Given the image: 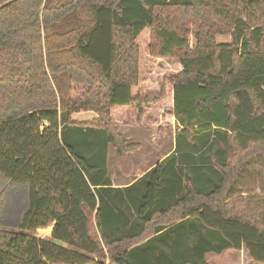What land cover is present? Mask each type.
I'll list each match as a JSON object with an SVG mask.
<instances>
[{"label":"trees","instance_id":"1","mask_svg":"<svg viewBox=\"0 0 264 264\" xmlns=\"http://www.w3.org/2000/svg\"><path fill=\"white\" fill-rule=\"evenodd\" d=\"M258 4L0 0V264H264V214L226 201L264 152V23L241 16ZM142 35L180 70L141 84ZM167 101L172 153L113 186L109 148L138 147L114 118Z\"/></svg>","mask_w":264,"mask_h":264},{"label":"rangeland","instance_id":"2","mask_svg":"<svg viewBox=\"0 0 264 264\" xmlns=\"http://www.w3.org/2000/svg\"><path fill=\"white\" fill-rule=\"evenodd\" d=\"M241 16L244 21H246L250 25L264 23V4L255 5L251 11H247L246 9L241 8ZM217 42H226L230 40V36L228 34H220L215 36ZM191 44L193 40L190 39ZM138 43L141 46L140 50V59H141V67H140V83L143 85H150L155 80L163 77L168 76L173 73H177L180 70V66L174 59L168 58H153L148 55V51L146 49V39L144 35L140 36L138 39ZM158 112L154 109L157 107H150L148 110L144 112L146 116L151 114L150 117H146L142 121V125L139 124V119L132 120L133 122L130 123L128 129L122 128V124L125 125L123 120L124 116H116L114 118L115 121V130L119 132V134L124 138V135L128 134H136L144 136L148 133V125L150 118H155V124L157 125L158 129V138L154 142L157 144L158 150H162V152H168L170 150L171 142L174 141L175 135V125L176 122L171 114V109H169V103L165 102L161 106H158ZM132 113V112H131ZM73 119L77 117L85 118V120H90L94 117L93 113H76L73 114ZM145 118V117H144ZM146 122V123H145ZM173 123V126H172ZM151 124V123H150ZM127 130V131H126ZM141 139V138H140ZM127 143H136L138 144V149L140 144L135 140V138H130L129 140L125 139ZM143 144V143H142ZM110 152H113V155L109 159V170L111 173L115 172V180L114 184L118 183H127L133 179V174L128 173L126 178H121L119 173V168H123L125 163L124 161H118L115 155V151L113 147H110ZM135 150V149H134ZM246 161L244 162V167L239 173L236 181L231 185L232 194L226 199V201H230L234 205H243L252 214L256 215L257 213L261 212L264 214V152H250L246 156ZM137 175L140 172L136 173ZM123 176V174H122ZM130 176V177H129ZM46 228V227H45ZM35 234L39 237H49L50 233H45L38 228L35 231ZM210 264H245L246 262H253V260L248 255L246 249L242 248L240 250H232L227 249L222 251L221 253H209L206 259ZM262 264V263H261Z\"/></svg>","mask_w":264,"mask_h":264},{"label":"crops","instance_id":"3","mask_svg":"<svg viewBox=\"0 0 264 264\" xmlns=\"http://www.w3.org/2000/svg\"><path fill=\"white\" fill-rule=\"evenodd\" d=\"M169 103V109H171V113L169 112V114H171L172 118L175 120V118L172 115V106H171V102L167 101ZM163 104V103H162ZM162 104L158 105L161 106ZM158 106H144L140 109H134L132 111H127L126 113L123 114L124 118V122L125 125L122 124V128L124 129H130L128 128L130 126V123L133 122L132 120H138L139 118V124L137 123L136 125H142V121L144 119H146V117H150L151 114H149L148 116L145 115L146 112H144L145 110H148L150 107H157V109H154V111L156 110L158 112ZM132 112V113H131ZM90 113V112H87ZM145 117V118H144ZM77 120H85V118H80L77 117ZM152 120H150L149 124H145L148 125V133L144 136L141 137V135H136V134H128V135H124V138L129 140L130 138H135V140L140 144V147L138 149L129 151V152H125L123 153L121 156H116L118 161H124V165L125 167L123 168H119V173H122L120 175L121 178H126L128 177L127 174L128 173H132L133 174V179L129 182H125V183H118V184H114V180L116 178L115 176V172L114 174V179H112V185L113 186H117V187H125L128 186L129 184H131L133 181H135L136 179H138L141 175H143L145 172H147L148 170H150L155 164H157L158 162H160L162 159H164L166 156H168L169 154L172 153L173 149H174V141L171 142L170 145V150L168 152H162V150H158L157 148V144L154 143L158 136V131H157V125H159L158 123L155 124L154 120H156L155 118H150ZM146 123V122H145ZM151 123V124H150ZM176 122H174L175 124ZM173 126V123H172ZM127 131V130H126ZM141 138V139H140ZM143 143V144H142ZM113 155V152H110V149L108 151L107 154V167L109 168V159L110 157ZM109 170V169H108ZM110 172V170H109ZM140 172L139 175H137L136 173ZM111 173V172H110ZM130 177V176H129ZM209 253L206 254V259H207V255ZM208 262V261H207ZM208 264H210L208 262ZM245 264H261L259 262H246ZM263 264V263H262Z\"/></svg>","mask_w":264,"mask_h":264}]
</instances>
